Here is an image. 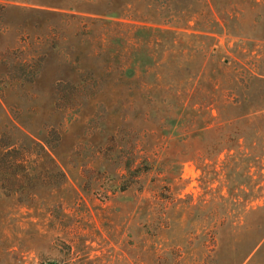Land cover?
<instances>
[{
  "label": "rangeland",
  "instance_id": "obj_1",
  "mask_svg": "<svg viewBox=\"0 0 264 264\" xmlns=\"http://www.w3.org/2000/svg\"><path fill=\"white\" fill-rule=\"evenodd\" d=\"M77 10L161 30L122 25L120 78L93 81ZM81 72L97 92L60 101ZM12 122L54 161L0 169V264H234L231 220L264 216V0H0V136Z\"/></svg>",
  "mask_w": 264,
  "mask_h": 264
},
{
  "label": "trees",
  "instance_id": "obj_2",
  "mask_svg": "<svg viewBox=\"0 0 264 264\" xmlns=\"http://www.w3.org/2000/svg\"><path fill=\"white\" fill-rule=\"evenodd\" d=\"M92 14L99 15V17L92 16ZM108 16L92 11L77 10L72 15L76 24L73 34L79 35L81 27L85 29L84 25L89 23L87 26L89 29L87 28L88 31L85 33L89 35L92 41L87 54L92 59H100L101 61L103 59L105 65L104 67L96 68V71L90 73L89 80H98L100 82L110 77V81L115 83L120 78L116 70V63L120 54L119 49L112 47L111 44L113 40L119 41L122 38V31H124L122 25H128L127 32L131 41L133 40L131 34L143 33V31L152 33L161 29H155L140 23H124L118 17L109 16L110 18H106ZM59 36L61 38L64 37L62 34H59ZM131 75L134 76V73ZM98 88L97 85L91 87L90 82L83 77V72H81L77 73L74 79H57L54 90L60 101L75 105L79 104V100L84 98L83 94L90 92L95 94ZM11 129L16 138L13 139L10 134L7 136L6 133H2L0 136V147L2 149L0 153V169L7 171L8 177L5 178L14 184L18 181L19 170H30L40 164L44 157L48 161L53 162L54 159L49 152L55 147V143H52L48 135L38 138L26 130L23 125L15 122H12ZM53 134L56 140H59V133L56 130H54ZM257 209H249L238 222L231 220V238H241V236L245 235L243 239L247 240V246L244 248L242 256L234 264L252 263L254 257L260 253L262 247L264 248V216L250 221V214ZM225 225V220L220 223L221 227Z\"/></svg>",
  "mask_w": 264,
  "mask_h": 264
}]
</instances>
